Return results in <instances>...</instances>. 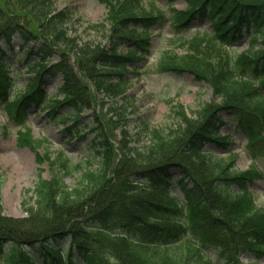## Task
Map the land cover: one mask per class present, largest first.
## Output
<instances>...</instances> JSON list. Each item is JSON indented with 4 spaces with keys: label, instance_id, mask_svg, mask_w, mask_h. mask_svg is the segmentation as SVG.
Masks as SVG:
<instances>
[{
    "label": "trees",
    "instance_id": "16d2710c",
    "mask_svg": "<svg viewBox=\"0 0 264 264\" xmlns=\"http://www.w3.org/2000/svg\"><path fill=\"white\" fill-rule=\"evenodd\" d=\"M98 1L108 8L106 22L115 39L111 49L72 46L65 28L69 12L56 11L52 0L0 3V101L9 117L26 129L19 132L20 145L34 147L26 126L27 110L33 105L48 104L52 114L71 110L76 126L80 114L97 101L94 90L103 95L102 108L124 95L128 67L149 51V29L167 18L164 12L143 11L141 0ZM185 3V10H171L176 29L187 30L193 22L208 21L213 29L207 40L211 45L232 46L244 38L251 42L252 47L232 58L226 68L227 61L221 57L214 63L195 54L168 57L161 63L165 72L191 73L196 80L207 82L220 102L205 104L195 118L187 117L183 106L177 105L184 124L169 134L150 129L151 141L142 148L124 141L116 146L112 131L121 129L125 135L126 107L110 106L107 124L95 122L88 127L94 134L98 168L83 170L60 152L50 163L51 179L39 172L35 206L26 209L27 223L4 214L1 190L5 177L0 176L3 264H212L204 254L211 246L226 264H243L246 255L252 256L250 264L264 259V211L258 209L248 189L262 174L254 167L234 172L237 155L226 160L206 150L208 144L224 151L232 145L230 136L220 135L224 111L246 135L252 161L264 159V0ZM16 35L23 43H39L38 60L30 64L34 78L26 90L10 98L14 80L2 44H11ZM122 41L130 43L126 54L118 53ZM54 55L58 61L48 64ZM47 75L61 76L58 94L62 100L55 95L49 102L43 90ZM74 169H82L83 174L71 189L64 176ZM176 187L184 202L173 194ZM63 241L69 242L67 250L61 246ZM7 246L11 248L4 253ZM34 246H39L40 260L26 250Z\"/></svg>",
    "mask_w": 264,
    "mask_h": 264
},
{
    "label": "rangeland",
    "instance_id": "374dc122",
    "mask_svg": "<svg viewBox=\"0 0 264 264\" xmlns=\"http://www.w3.org/2000/svg\"><path fill=\"white\" fill-rule=\"evenodd\" d=\"M52 1L56 11L69 12L70 17L65 28L67 38L73 42L72 46L90 44L92 47L101 46L111 49L115 39L111 37L112 29L106 22L108 13L106 4L98 0ZM0 3L6 4L3 0H0ZM186 8L185 0H141L143 11L153 15L164 12L167 18L160 21L158 26L149 29L148 53L143 55V59L128 67L129 73L125 77L128 83L126 93L102 108L100 101L103 100V95L94 90L93 94L97 101L91 109L80 114L76 126H74V117L69 115L71 110L65 109L52 114L48 104L45 107L33 105L27 110L26 126L31 129L29 138L34 147L20 145L18 143L19 132L26 131V129L9 117L5 104L0 101V176L5 177L1 196L6 216L21 220L23 223L28 222L29 213L26 209L32 205L35 206L33 193L39 172H42L44 179H51L53 170L50 163L60 152H64L72 165L81 164L83 170L98 168L99 157L95 153L97 149L92 145L94 134L88 130V127L94 126L95 122L107 124L111 117L110 106L118 104L126 107L123 111L125 125L122 128L125 135L121 133V129L112 131L116 146L118 141H124L131 147L142 148L151 141L150 129L169 134L184 124L176 108L177 105L183 106L187 117L195 118L197 112L205 104L220 102L207 82L196 80L191 73L178 75L165 72L160 68L161 63H165L168 57L182 58L187 54H195L214 63L221 57L223 61H227L224 66L226 68L232 58L252 47L251 42L248 38H244L232 46L211 45V42L207 40L213 35V29L208 21L193 22L187 30L176 29L170 19L173 15L171 10H185ZM8 9L12 11L11 1ZM205 41L208 43H204ZM122 42L123 45L118 53L126 54L130 43ZM2 45L7 52L5 56L7 69L14 80V86L10 91V98H14L16 95L23 94L29 82L34 78V74L30 72V64L38 60L35 52L39 48V43H23L16 35L12 38L11 44L3 41ZM29 49H33V55H26L25 52ZM57 61L58 56L54 55L48 64ZM44 83L43 90L49 102L54 100L55 95L58 100H62L63 97L58 94L63 85L60 75L55 77L47 75L44 77ZM221 116L224 125L221 126L220 135L230 136L232 145L224 151L213 144H208L206 150L214 157L226 160L237 155L234 172H243L254 167L262 174L260 179L248 184V189L253 194L258 209L264 211V159L260 158L253 162L247 149L248 139L238 127L237 122L233 120V116L224 111ZM70 126L74 127L68 131ZM23 137L26 138V136ZM39 159H42V164ZM83 170L74 169L65 175V184L71 189L77 187ZM173 174L176 175V173ZM173 194L184 202L179 188H173ZM68 245V241H63L61 244L65 250ZM10 248L7 246L4 253ZM38 248L39 246H34L26 250L33 253L36 260H40L36 251ZM204 254L212 264H226L219 257L215 247L207 248ZM251 257L243 256L241 259L243 264H250ZM3 262L2 254L0 264ZM260 264H264V259Z\"/></svg>",
    "mask_w": 264,
    "mask_h": 264
}]
</instances>
